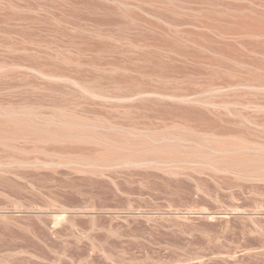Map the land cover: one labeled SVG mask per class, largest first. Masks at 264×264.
I'll return each instance as SVG.
<instances>
[{
  "label": "rangeland",
  "instance_id": "374dc122",
  "mask_svg": "<svg viewBox=\"0 0 264 264\" xmlns=\"http://www.w3.org/2000/svg\"><path fill=\"white\" fill-rule=\"evenodd\" d=\"M230 7L264 14V0H0V110L264 143V35L243 28L264 17L210 11ZM7 138L0 264H264L262 179L142 166L85 172L34 160L87 145Z\"/></svg>",
  "mask_w": 264,
  "mask_h": 264
},
{
  "label": "bare ground",
  "instance_id": "6f19581e",
  "mask_svg": "<svg viewBox=\"0 0 264 264\" xmlns=\"http://www.w3.org/2000/svg\"><path fill=\"white\" fill-rule=\"evenodd\" d=\"M253 10L247 12L246 9L230 7L210 11L233 19L251 16L259 20L264 17L262 12ZM243 28L247 32L264 35V26L256 22ZM241 84L263 86L252 80H244ZM79 86L91 96L102 99L108 97L84 84ZM140 94L123 97H142ZM197 101L208 106L224 104L211 99ZM3 126L10 129L9 135L1 133ZM16 135L34 136L38 141H61L88 146L59 154L52 153L50 157L34 160L43 165L64 164L93 173H104L118 167L142 166L168 174L185 171L227 172L244 179L264 180V143L218 130H196L179 125L168 129L140 130L76 113L44 114L26 110H0V142L7 143L8 136ZM9 161L23 162L16 157H10Z\"/></svg>",
  "mask_w": 264,
  "mask_h": 264
}]
</instances>
